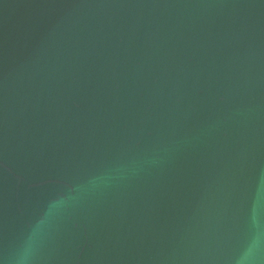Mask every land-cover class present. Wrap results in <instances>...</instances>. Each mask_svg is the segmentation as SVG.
<instances>
[{
	"label": "water",
	"instance_id": "1",
	"mask_svg": "<svg viewBox=\"0 0 264 264\" xmlns=\"http://www.w3.org/2000/svg\"><path fill=\"white\" fill-rule=\"evenodd\" d=\"M37 226L31 264H264V0H0V264Z\"/></svg>",
	"mask_w": 264,
	"mask_h": 264
},
{
	"label": "clouds",
	"instance_id": "2",
	"mask_svg": "<svg viewBox=\"0 0 264 264\" xmlns=\"http://www.w3.org/2000/svg\"><path fill=\"white\" fill-rule=\"evenodd\" d=\"M95 183V181H93ZM64 200L62 198L54 200L49 205V211L58 209L63 206ZM39 227L26 237L24 243L15 253V264H31L32 257L36 251V243L38 238ZM262 248V241L260 237L254 238L249 245L243 250L236 264H256V258Z\"/></svg>",
	"mask_w": 264,
	"mask_h": 264
}]
</instances>
